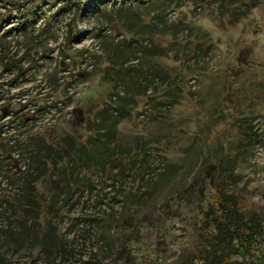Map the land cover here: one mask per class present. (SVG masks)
<instances>
[{
  "label": "rangeland",
  "instance_id": "obj_1",
  "mask_svg": "<svg viewBox=\"0 0 264 264\" xmlns=\"http://www.w3.org/2000/svg\"><path fill=\"white\" fill-rule=\"evenodd\" d=\"M12 4L0 0V264H181L204 245L206 170L264 208V0ZM104 134L114 158L82 154Z\"/></svg>",
  "mask_w": 264,
  "mask_h": 264
},
{
  "label": "trees",
  "instance_id": "obj_2",
  "mask_svg": "<svg viewBox=\"0 0 264 264\" xmlns=\"http://www.w3.org/2000/svg\"><path fill=\"white\" fill-rule=\"evenodd\" d=\"M16 1L3 0V3L12 4ZM32 1L29 0L30 3ZM228 1L230 3L233 1L234 3L236 0ZM6 15V11L1 12L0 21L6 18ZM22 17L27 18L24 15ZM117 83L118 81H114L113 86L115 87ZM130 87L127 90L123 89L124 91L120 98H124L125 96L130 97L129 93L133 92L134 86L131 84ZM122 103L116 102L115 104L112 102L111 104L119 113L118 115H121L122 109L125 108V104ZM117 117L115 116L112 122L114 126L118 122ZM97 131L104 133L105 128H98ZM91 136V138H85L83 142L81 148L83 155L96 161V157L102 160L115 157L116 154L112 156V145L106 141L107 139L109 140V136L106 134H104L105 137ZM88 142L89 144L87 145ZM133 152L136 151L133 149ZM71 155H75L79 159L77 153L72 154L71 152H67L65 156L71 158ZM92 162L85 160L88 173L92 172V169L95 168ZM204 173L214 189L212 195L214 197L213 202H210V198L206 197L204 193L205 188L204 190L201 189L200 201L205 199L204 201L210 204L209 207L203 209L200 204L201 213L198 218L197 241L204 245L200 248L198 254L193 253L188 255L187 259L181 264H264V250H257L258 247L264 246V208L259 211L248 208L234 192L228 194L220 190L218 187L221 186L218 182L219 178H215L213 176L214 173L209 170H206ZM116 176L117 174L112 172L106 176V182H113Z\"/></svg>",
  "mask_w": 264,
  "mask_h": 264
}]
</instances>
